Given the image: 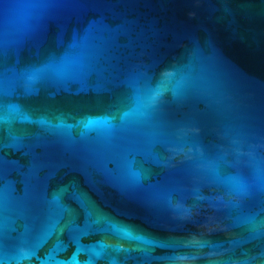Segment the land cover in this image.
<instances>
[{"label":"water","instance_id":"1","mask_svg":"<svg viewBox=\"0 0 264 264\" xmlns=\"http://www.w3.org/2000/svg\"><path fill=\"white\" fill-rule=\"evenodd\" d=\"M0 264H264V0H0Z\"/></svg>","mask_w":264,"mask_h":264}]
</instances>
